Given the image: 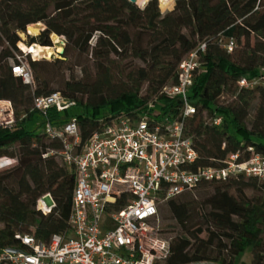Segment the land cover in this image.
Segmentation results:
<instances>
[{
  "label": "trees",
  "instance_id": "16d2710c",
  "mask_svg": "<svg viewBox=\"0 0 264 264\" xmlns=\"http://www.w3.org/2000/svg\"><path fill=\"white\" fill-rule=\"evenodd\" d=\"M0 20V100L13 103L20 126L15 132L0 129V156L18 160L17 166L0 173V251L20 247L17 236L32 235L48 243L69 228L76 176L56 157H44L60 143L43 133L46 121L41 115V121L29 126L37 114L31 112L37 96L61 92L76 103L64 115L52 112L51 118L54 123L76 118L82 144L118 116L153 113L155 109L149 111L153 102L159 119L185 122L198 152L193 171L218 166L229 154L249 148L264 156V86H238L242 78L264 79V0H178L166 13L157 0L144 8L129 0H0ZM39 21H44L46 30L31 38L30 45L51 47L52 34L65 36L63 64L75 52L90 53L89 42L96 39L92 49L96 75L90 81L49 88L37 75L47 60L29 61L36 73L35 91L12 73L20 37L10 27L20 25L25 30ZM252 35L258 38L254 47ZM224 37L239 44L246 40L248 50L240 60L221 48ZM202 41L208 42L207 51L188 95L196 113L184 117L182 99L168 100L162 90L176 83L179 63ZM127 58L148 67L139 69L140 79L133 77L130 87L120 92L115 89L122 74L118 69ZM145 82L150 83V93L141 95ZM226 91L235 99L222 104L219 95ZM258 100L250 128L248 119ZM20 112L27 118L19 121ZM217 118L220 125L214 124ZM199 187L212 192L204 201L207 220L197 230L191 225L196 210L187 193L165 203L184 235L171 242V256L163 264H248L247 254L252 256L251 264H264V182L241 177ZM47 193L56 208L44 216L36 206Z\"/></svg>",
  "mask_w": 264,
  "mask_h": 264
},
{
  "label": "built area",
  "instance_id": "2783aa9c",
  "mask_svg": "<svg viewBox=\"0 0 264 264\" xmlns=\"http://www.w3.org/2000/svg\"><path fill=\"white\" fill-rule=\"evenodd\" d=\"M40 30L44 32L46 27L42 25ZM55 36L54 55L61 56L67 38ZM219 45L232 53L236 41L221 38ZM207 46L208 42L202 41L190 51L178 65L176 83L162 90L168 100L182 99L184 117L196 113L188 95ZM20 50V55L15 54L12 73L32 86L34 78L27 58H51ZM262 80L242 78L238 86L253 89ZM75 106L74 101L55 92L35 97L31 110L45 119L42 131L46 137L60 143L59 149L48 150L44 157H56L75 172L69 228L48 243L32 235L17 236L21 246L0 251V264H163L172 252L171 242L159 236L162 202L189 193L204 182L241 177L264 182V156L254 148L231 153L218 166L193 171L198 152L186 134L185 122L159 119L156 115L160 111L153 102L149 104V111L155 109L153 113L136 118L118 116L84 144L76 118L61 123L51 118L52 112L64 115ZM26 118L24 114L20 121ZM214 124L220 125L221 119H215ZM17 126L13 103L0 100V129L14 132ZM17 165V159L0 156V173ZM120 204L123 206L117 209ZM55 208L50 193L40 197L36 206L44 216Z\"/></svg>",
  "mask_w": 264,
  "mask_h": 264
},
{
  "label": "rangeland",
  "instance_id": "374dc122",
  "mask_svg": "<svg viewBox=\"0 0 264 264\" xmlns=\"http://www.w3.org/2000/svg\"><path fill=\"white\" fill-rule=\"evenodd\" d=\"M146 1V2H145ZM151 0H144L141 3H138V6L141 8H144ZM160 10L162 13H166L169 11H172L177 4L178 0H174V3L172 4L173 7H171L170 9L168 8H163L162 4L160 2V0H157ZM44 22V21H43ZM39 21L37 23H39L40 25L45 26V24ZM37 23H34L32 25H35ZM31 26V25H30ZM42 27V26H41ZM12 31L17 32V34L20 37V42L26 44L27 46H30L31 44V38H38L42 32H40L41 30L38 31V33H36L35 35L33 34V36H31L28 33V28H26L25 30H23V28L19 25V26H14V27H10ZM41 29V28H40ZM30 32L32 34V30L30 29ZM54 35H52V40H54ZM225 38V37H224ZM51 40V41H52ZM236 41V48L235 50L232 52L233 55V59L234 60H240V55L243 53H246L248 50V45L246 43V40L243 39L241 41V43L239 44ZM258 41V38L255 35L251 36L250 39V46L254 47L256 42ZM19 42V43H20ZM96 39L92 38V40L89 42V47H90V53H86L83 54L79 53V52H75L73 55H70L69 60L66 63H61L60 61L64 60V58L61 56H56L54 55L50 60H47V64L44 63L42 66L38 67V73L37 75H39L43 81H46L50 84L49 88L52 89H60L63 88L64 85L67 82H79V81H90L91 77H94L96 75V70H95V66L93 63V59H92V49L95 45ZM19 43L17 44V48L18 51H15V54L20 55L22 53V51L19 48ZM53 44V43H52ZM39 46H44L41 44H36ZM55 46V45H54ZM52 47V46H51ZM55 48V47H53ZM222 49H224L225 51H227L228 53H230L228 50H226L225 48L221 47ZM65 50L63 51L62 54H64ZM243 52V53H242ZM112 57V56H110ZM114 59H116L117 61L121 60L122 57H120L121 59L117 58V57H113ZM29 61L32 60L31 57L27 58ZM148 67V65L144 64L143 62H141L140 60L137 59H132V58H127L126 60L122 61L119 65V71H121V77L118 78L117 83L115 84V89H117V91H124L126 89H128L130 87L131 84L130 80L134 77V79H140V75L138 74L137 71H139V69L142 68H146ZM200 72V70H199ZM198 72V73H199ZM32 73H33V78H34V84L32 85L33 90L35 91L37 89V83H36V73L34 72V70L32 69ZM133 73V75H132ZM149 85L150 83L145 82L142 86L141 89V95H147L149 94ZM258 85H262L264 86V79L258 84ZM235 99V96L229 92H221L219 95V102L222 104H228V103H232ZM84 100H87V97H84ZM260 101H256V104L253 108V110L251 111V115L248 119V126L251 128L252 127V123H253V119L254 116L256 114L255 108L257 109L259 107ZM25 113L20 112L19 113V121L21 119V117L24 116ZM41 116L39 114H36L33 117V120L30 122L29 121V126H35L39 121H41ZM20 126H17V129H19ZM15 130V131H16ZM14 131V132H15ZM212 192V188H196L195 190L187 193V196L190 198V202L191 204L194 206L195 208V214H194V218L192 220V227L194 230L199 229L203 223L206 222V208L204 206V201L206 199V195L208 193ZM233 193V192H232ZM249 194L251 195L252 192H249ZM165 202H162L160 205V220H161V224H160V233L159 236L163 239H167L170 242H173L174 239H176L177 237L183 236V231L181 229V227L178 225L177 221L169 214L168 210L165 207ZM3 225H1L0 227H2ZM202 238H206V234L202 235ZM244 260L248 263L251 264L252 261V256L251 254H247L244 257Z\"/></svg>",
  "mask_w": 264,
  "mask_h": 264
},
{
  "label": "bare ground",
  "instance_id": "6f19581e",
  "mask_svg": "<svg viewBox=\"0 0 264 264\" xmlns=\"http://www.w3.org/2000/svg\"><path fill=\"white\" fill-rule=\"evenodd\" d=\"M144 0H138V3L143 2ZM146 2V1H145ZM162 7L163 8H168L170 9L172 6V4L174 3V0H160ZM42 25L40 24H36V25H32L28 28V33L30 32V29L32 30V35L38 33V31L40 30ZM54 41L55 43H57V37L54 35ZM19 47L24 50L27 53H32L34 56H40V57H48V58H52L55 54L54 49L52 47H43V46H39L36 44H33L31 46H27L26 44L20 42L19 43ZM31 47V48H30Z\"/></svg>",
  "mask_w": 264,
  "mask_h": 264
},
{
  "label": "water",
  "instance_id": "95a60500",
  "mask_svg": "<svg viewBox=\"0 0 264 264\" xmlns=\"http://www.w3.org/2000/svg\"><path fill=\"white\" fill-rule=\"evenodd\" d=\"M132 4L138 5V0H129Z\"/></svg>",
  "mask_w": 264,
  "mask_h": 264
}]
</instances>
